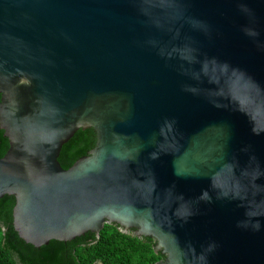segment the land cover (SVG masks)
Here are the masks:
<instances>
[{"label": "water", "instance_id": "1", "mask_svg": "<svg viewBox=\"0 0 264 264\" xmlns=\"http://www.w3.org/2000/svg\"><path fill=\"white\" fill-rule=\"evenodd\" d=\"M0 129L26 243L117 224L155 264H264V0H0Z\"/></svg>", "mask_w": 264, "mask_h": 264}, {"label": "trees", "instance_id": "2", "mask_svg": "<svg viewBox=\"0 0 264 264\" xmlns=\"http://www.w3.org/2000/svg\"><path fill=\"white\" fill-rule=\"evenodd\" d=\"M93 129H80L63 145L59 162L64 169L71 167L94 148ZM9 148L8 139L0 129V157ZM13 196L0 200V264H155L164 259L155 251V242L149 237H132L121 232L117 224H106L99 235L86 233L68 242L52 240L40 248L23 241L13 228ZM85 236V235H84ZM19 256L20 263L14 259Z\"/></svg>", "mask_w": 264, "mask_h": 264}, {"label": "flooded vegetation", "instance_id": "3", "mask_svg": "<svg viewBox=\"0 0 264 264\" xmlns=\"http://www.w3.org/2000/svg\"><path fill=\"white\" fill-rule=\"evenodd\" d=\"M117 227H118V229L121 231V228L117 225ZM122 232V231H121ZM125 234H129V235H131L132 237H134V235H133V230H130V231H128L127 233H125ZM87 234H85V236H83L84 238H86L87 236H86ZM14 259L16 260V262L17 263H20V261H19V256H17V255H14Z\"/></svg>", "mask_w": 264, "mask_h": 264}]
</instances>
